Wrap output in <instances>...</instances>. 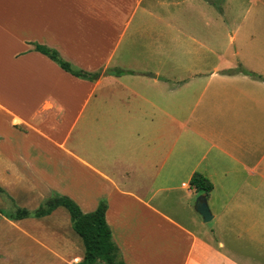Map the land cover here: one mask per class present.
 Returning a JSON list of instances; mask_svg holds the SVG:
<instances>
[{"label": "crops", "instance_id": "crops-1", "mask_svg": "<svg viewBox=\"0 0 264 264\" xmlns=\"http://www.w3.org/2000/svg\"><path fill=\"white\" fill-rule=\"evenodd\" d=\"M219 1L0 0V187L10 203L33 209L56 192L89 212L104 199L125 264H244L184 220L185 200L204 196L216 233L264 223V0ZM38 44L85 71L124 72L80 78ZM184 56L196 63L181 80L142 64ZM194 172L212 184L207 196L189 187ZM82 256L62 206L0 216V264Z\"/></svg>", "mask_w": 264, "mask_h": 264}, {"label": "trees", "instance_id": "trees-1", "mask_svg": "<svg viewBox=\"0 0 264 264\" xmlns=\"http://www.w3.org/2000/svg\"><path fill=\"white\" fill-rule=\"evenodd\" d=\"M35 48L63 70L80 78L95 80L103 74L119 75L124 72L118 68L106 70L99 68L92 72L85 71L72 65L55 49L39 44ZM189 187L207 196L212 189V184L205 176L194 172L189 179ZM0 196L12 201L11 197L1 187ZM12 206L13 209L11 211L0 208V216L12 220L25 217H42L51 213L58 206L64 207L68 212L71 227L78 234L83 245L82 259L76 264H125L120 256L118 247L112 240L110 228L105 220L107 203L104 199L100 200L96 208L89 212H82L72 199L56 192H52L33 209Z\"/></svg>", "mask_w": 264, "mask_h": 264}, {"label": "rangeland", "instance_id": "rangeland-1", "mask_svg": "<svg viewBox=\"0 0 264 264\" xmlns=\"http://www.w3.org/2000/svg\"><path fill=\"white\" fill-rule=\"evenodd\" d=\"M218 3H221V0ZM250 15L255 16L256 11L252 10ZM141 44L142 46L140 43L135 46L139 52H142L144 48H147V46H145L146 43L142 42ZM211 60L212 58L205 59L203 64L206 66ZM194 63H196L195 57L191 58L185 56L181 60L178 57L172 59L160 57L156 61L151 59L149 62L146 59L142 62L144 67L154 68L161 76H171L174 80H181L188 76L189 73L187 70L185 71V68ZM125 64L126 66L127 64L132 65V62L130 59H127ZM135 65H139V62L135 63ZM177 97L178 96H174V99ZM182 192H184V190L180 188L171 191L170 193H163V195L166 194L179 197ZM160 194L161 192L159 195ZM0 198L5 203V210L11 211L13 209L12 203H10V201H5L6 199L3 197ZM196 200L197 196H192L190 199L187 198L185 200L187 201V208L190 215V217L184 219L187 222L186 224H188L199 236L218 248L223 257L231 260L234 259L244 264H264V223H262V225L255 224V219H249L248 224L250 225H247L242 232L229 231L227 228H224L216 233L212 221L209 220L205 223L200 222L201 217H199V214L195 211ZM12 229L14 230V228ZM219 244L220 248L218 247Z\"/></svg>", "mask_w": 264, "mask_h": 264}, {"label": "water", "instance_id": "water-1", "mask_svg": "<svg viewBox=\"0 0 264 264\" xmlns=\"http://www.w3.org/2000/svg\"><path fill=\"white\" fill-rule=\"evenodd\" d=\"M195 210L201 216L203 222L211 220L212 215L204 196H200L196 200Z\"/></svg>", "mask_w": 264, "mask_h": 264}]
</instances>
